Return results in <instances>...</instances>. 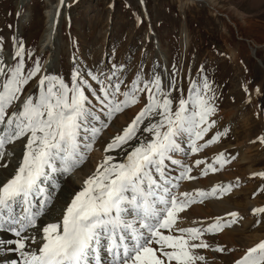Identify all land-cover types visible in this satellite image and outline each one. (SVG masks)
<instances>
[{
  "label": "snow or ice",
  "instance_id": "snow-or-ice-1",
  "mask_svg": "<svg viewBox=\"0 0 264 264\" xmlns=\"http://www.w3.org/2000/svg\"><path fill=\"white\" fill-rule=\"evenodd\" d=\"M13 42L15 63L0 57V159L6 145L24 137L27 141L14 174L0 182V232L15 237L0 238V246L14 245L8 250L19 253L20 264H206L198 250L233 251L213 247L207 236L231 228L239 216L235 211L209 223L178 224L180 213L193 204L223 196L233 187L179 191L183 181L197 179L193 167L206 176L230 163L224 153L211 163L196 159L192 165L175 158L177 153H200L227 135L225 129L205 140L216 124L210 119L216 112L215 92L206 77L191 81L185 97L175 73L165 82L155 71L146 77L141 65L125 84L123 64H113L108 72L76 67L70 85L57 75H39L38 90L21 102L25 86L41 74L42 66L37 59L26 69L24 44L16 37ZM173 92L180 93L178 99ZM141 94L147 102L104 148L115 155L104 156L74 193L62 219L45 223L39 236L31 231L51 215L60 189L57 178L82 165L113 118L140 103ZM17 102L19 109L9 112ZM259 139L264 143V137ZM253 176L264 177V172ZM252 212L264 214V207ZM234 264H264V240Z\"/></svg>",
  "mask_w": 264,
  "mask_h": 264
},
{
  "label": "rangeland",
  "instance_id": "rangeland-1",
  "mask_svg": "<svg viewBox=\"0 0 264 264\" xmlns=\"http://www.w3.org/2000/svg\"><path fill=\"white\" fill-rule=\"evenodd\" d=\"M210 1L214 5L207 6L199 1L185 3V0H63V3L61 0H0V42L3 45L0 57L8 64L15 63L9 59L15 50L13 37H16L26 50V69L31 68L37 59L41 63V74L25 86L21 102L38 90L39 75H57L70 85L76 67L108 72L113 64H123L125 84L133 80L141 65L146 77L155 71L165 82L175 73L178 87L183 89L185 97L191 81L200 82L206 77L215 92L216 112L210 119L216 124L205 140L225 129L227 135L193 156L176 155L189 165L201 158L211 163L219 153L230 159V163L217 172L223 180L240 190L230 201L234 204L238 201L243 207L240 211L247 218L252 216L249 224L241 222L236 226V239L240 238V242L243 245L248 243V246L223 243L220 236L215 241L219 246L233 250L225 254L236 251V259H239L247 248L264 239V214L254 215L245 205L251 201L259 206L255 208L264 207V177L253 176V173L264 172V143L259 139L264 137V0ZM27 53H31L30 59ZM90 83L98 88L95 82L90 80ZM173 96L178 99L180 93L173 92ZM90 99L96 104L94 98L90 96ZM146 102V95L141 94L140 103L118 113L107 128L109 134H119ZM19 103L9 112L18 110ZM26 141L27 137H24L5 146L2 160L8 167H0L1 173L4 170H13L14 173ZM102 141L105 140H97L100 144ZM95 146L97 144L79 166L81 168L69 174L79 184H83L87 179L85 176L89 175L87 164L90 167L98 165V160L109 155L102 147L95 150ZM239 152L249 157V161L237 163L235 159ZM233 156L236 158L231 159ZM250 164L253 170L248 172ZM197 169L193 167L194 171ZM212 173L210 176L217 175ZM63 176L67 175L61 176L62 181ZM218 176L215 179L209 177L208 190L209 186L218 185ZM64 192L65 188L62 191L60 188L55 196ZM58 200L56 196L52 209ZM64 204L67 203L58 205ZM50 214L46 216L51 218L53 212ZM184 221V218L178 220V224ZM257 234L263 238L250 240ZM208 242L212 245L214 241ZM208 250L213 253L210 254L212 258L219 256L220 252Z\"/></svg>",
  "mask_w": 264,
  "mask_h": 264
},
{
  "label": "bare ground",
  "instance_id": "bare-ground-1",
  "mask_svg": "<svg viewBox=\"0 0 264 264\" xmlns=\"http://www.w3.org/2000/svg\"><path fill=\"white\" fill-rule=\"evenodd\" d=\"M196 1H199L201 3L207 2L209 5H214L212 3V1H210V0H196ZM196 1H194V0H185V3H192V2H196ZM49 31L50 30H48V32H47V36H46L47 38H48V35H49ZM257 48H258V46H257ZM253 52H255V51H253ZM12 62H13V60H12ZM122 117L124 118V114H122ZM112 137H114V136L113 135H110L109 132L107 131V129H105L103 131V133L101 134V137H100L102 140H105V141H102L101 144H100V142H96L97 146H95V148H96L95 150H97L99 147H102L103 148V151H104V148L106 147L107 143L110 142V140H111ZM98 145H100V146H98ZM241 149H239V150H241ZM219 150H221V149H219ZM212 153H214V152H212ZM243 153H245V151ZM243 153L242 152H239L238 153L239 156H238L237 159H235L237 161V163H242L244 161H249V157H246V155L243 154ZM108 154L109 155H114L113 153H108ZM175 158L178 159L179 156H177ZM102 160H103V158H101L100 160H98L97 164L101 163ZM4 163H5V160L0 159V165H4ZM96 167H97V165H94V166L92 165V167H90L87 164V171H89V174L90 173H94L95 170H96ZM201 167H203V165ZM247 168H248V172H249V170L250 171L253 170V166H251V164ZM199 173H200V169H197L196 171L193 170L192 175L197 177V176L200 175ZM211 173L212 172H209V174L205 176L206 178L204 177L205 179H195V180H191V181H183L181 183V186H180L179 191H181V192H184V191H192L193 189H203L205 191H208V189H207V186H208L207 183H208L209 177H212V178L215 179L216 176H218V175L219 176H218V178L216 180L218 182L217 184H222V185H229L230 184L225 179L223 180L220 177V174L218 172H215L217 174L216 176H213V175L210 176ZM12 174H14L13 173V170H9V171L4 170V173H1L0 172V181L4 182L7 178H10ZM66 175L67 176H63V181L61 179L62 178L61 176H59L57 178L58 179V182L60 184L61 191L64 190V188H65V192L61 196H58V194L56 195L59 200L53 205V209L51 208L52 211L50 210L51 211L50 213L53 212L52 217L49 218L48 217L49 215L43 217L40 221H38V225L39 226L42 227L47 222L59 221L62 218L63 210L66 208V205L68 203H70V200H71L72 196L74 195V193L77 192V191H79L81 189V187L83 186L84 183L83 184H79V183H77L74 180V178H72L71 175H69V174H66ZM64 179H66V180L64 181ZM214 179H212V180H214ZM62 183L64 184V186L61 185ZM209 188L211 189L210 186H209ZM239 191L240 190H238V188L236 189L233 186L232 187V190L230 192L225 193L223 196L216 197V198H212L210 200H205L204 203H202V204H200V203L193 204L192 205L193 208L191 209L193 211V213H190L191 210H189V211L188 210H185V212H183L184 214L183 213H180V216H182V214H183V218L185 219L184 222L179 223L180 226H182V227H190V226H192L191 225L192 224V221H197V222L203 221L204 223H209V222H211L212 219H214L217 216H225L227 213L235 211V212H237L239 214V216L237 218V222L235 224H233L231 228H225L224 231L218 232L217 234H215L213 236L209 235L207 237H208V240H210V242L214 241V242H212V246L213 247H215V246L218 245V242L215 241V239L219 238V236L222 239L223 243H230V244L231 243H233V244L237 243V245H241L243 247L246 246L248 243L247 244L245 243L246 245H243V242H240L241 240H239L240 238L238 240L236 239V235H237L236 226L238 227L241 222H243L244 225L249 224L252 221V216L249 217V218H247V216L244 215L240 211L241 209L243 210V207H242V204L238 203V201H237L236 204H234L233 202L230 201V199L232 197L233 198L236 197V195H237V193ZM56 196H55V198H56ZM60 202H62V203H65L66 202L67 204L66 205L64 204L65 206L61 205L59 207L58 204ZM245 205H246L247 208H249V210H252L255 207H259V206H255V203H253L251 201H248L247 203H245ZM54 208H58V210H56ZM250 215H253V214H250ZM229 219H231V218L229 217ZM39 228L38 229L31 230V231H35L37 233V235L39 236L41 234L39 232ZM0 238L5 239V240L15 239V237L11 233H8V232H0ZM261 238H263L262 235L257 234L256 236H254L250 240H253V239L254 240H259ZM219 242H220V240H219ZM250 245L251 244H249V246ZM229 246L230 245H228V247ZM13 247H14V245L0 246V264H13L14 261L16 262V264H20V261H21L22 258L20 257L19 253L18 252H15V251H9L8 250V249L13 248ZM199 252H200V254H202V255L205 256V258H206V264H232V263L234 264V260L236 259V257H238V254H237L236 251L233 252V253H231L230 255L229 254H225L226 252L219 253V256H217V257L215 256V258L214 257L212 258L211 255H213V253H210V250H208V249H203V251L201 249V250H199Z\"/></svg>",
  "mask_w": 264,
  "mask_h": 264
},
{
  "label": "water",
  "instance_id": "water-1",
  "mask_svg": "<svg viewBox=\"0 0 264 264\" xmlns=\"http://www.w3.org/2000/svg\"><path fill=\"white\" fill-rule=\"evenodd\" d=\"M194 1H196V0H194ZM204 3H206L207 5H209L207 2H204ZM254 51H255V49H254ZM258 62L260 63L261 66H263V62L261 60L258 59Z\"/></svg>",
  "mask_w": 264,
  "mask_h": 264
}]
</instances>
